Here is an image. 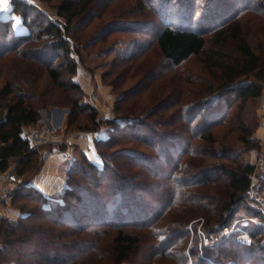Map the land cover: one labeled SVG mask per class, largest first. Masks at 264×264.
I'll return each mask as SVG.
<instances>
[{
	"label": "rangeland",
	"instance_id": "374dc122",
	"mask_svg": "<svg viewBox=\"0 0 264 264\" xmlns=\"http://www.w3.org/2000/svg\"><path fill=\"white\" fill-rule=\"evenodd\" d=\"M20 1L27 3L29 22L34 28V33L41 37H35L32 41H28L29 43L23 41L17 45V50H14L13 37L25 34L27 30L22 25L20 15L11 12V0H0V17L12 20L7 35L0 34V87L6 80L11 81L13 85L20 84V77L24 74L27 79L33 80L36 96L32 103L37 108L38 120L44 119L47 110L53 107L67 109L63 122L64 128L62 125L53 128L43 144H34L40 153L43 148L52 150L62 146L70 149L74 147L77 163L85 164L84 155L79 151V146L75 145L73 137L80 133L90 134V128L94 127V124L88 116V110L81 111L74 107V112L69 117V109L76 102L90 104L95 110L96 120L101 121L115 117L117 106L119 112L125 115L132 113L134 116H139L141 115L139 110L142 109V116H148L144 119L153 125L157 123L155 128L163 131L178 126L177 123L171 125L167 123L179 120L178 124L183 122L185 124V118L195 115V111L181 114L182 105L176 101L186 89L206 90L205 87L208 84L214 85L215 88L219 87L218 72L216 69L207 68L199 57L191 56L174 67L162 61L157 52L154 29L162 18L160 13L162 2H169L167 8L172 14L178 9L175 2L182 0H153L152 5L145 4V0H91L87 11L75 19L69 30L73 38L69 37L73 48L70 59L76 63L73 74L68 71V59H65L59 51L54 52L53 57L49 51L41 57V61L23 57L24 49L29 44L38 47L51 40V36L39 34L37 32L39 28L44 31V27L51 21L59 25L65 23V18L57 14V6L62 0ZM182 2V9L188 10L193 21L203 22L204 18L213 17L222 22L235 17L240 12L243 32L250 45L258 51L260 45L264 43V16H261L257 9L256 13L250 11L252 9L250 4L253 6L251 0H184ZM140 3L145 4L144 11L140 10ZM134 22H145L146 25L136 29L134 25H131ZM169 23L175 25L177 21L171 19ZM127 57L132 58L127 59ZM48 67H54L60 72V86L50 79L47 73ZM158 67L161 69L157 71L158 74H155L154 70ZM70 82L78 84L79 90L73 89ZM262 90H264V83H262ZM258 99L259 97L250 98L245 103H236L228 109L220 105L218 109H221L223 120L211 129L213 138L211 141L196 135L193 125L199 123L198 116L191 126L187 122L190 132L178 133L185 139L183 143L186 145L182 146L180 152L177 148L170 149L172 153L168 161L157 156L160 143L154 145L152 140L146 145L137 142L135 135H141L143 130L141 126L136 127V132L122 129L121 133L114 137L115 142L108 146H101L99 150L96 149V143H91L93 156L90 154L86 158L99 167L107 163L110 168L107 169V173H96L91 179L86 174L87 171L77 174L75 172V181L72 184L77 185L75 193L82 192L85 204L80 207L82 204H74L69 198L68 202L71 205L74 204V208L80 211L79 216L84 222L90 220L87 216L89 210L95 209V197L105 199L107 197L105 193L111 191V186L117 183L113 178L115 172L125 179L121 183L132 187L126 191L129 195L134 194L136 198L135 206L139 209L136 210L135 215L140 218V224L138 223L137 226L142 224V227H126L124 230L138 234L141 237V247L140 252L132 257L131 262L121 264H180V262L196 264L199 259H202L198 261L199 263L214 264L215 261L212 259L215 256L219 257V261L223 264H264V259H261L264 257V235L261 237L260 251H257L255 255L246 248L245 243L248 242H238L239 234L242 231L248 233L255 223L250 219L253 216L249 212L254 207L251 202L247 200L246 208L243 206L238 208L232 223V226L236 225V229L234 228L228 235L223 229L207 237L203 232L206 219L204 212L196 215V212L201 210L202 204H208L205 214L210 216L211 223L207 226H211L215 220L219 204L214 207L212 203H216L215 198L225 195L227 185V179L220 175L219 164L235 168L242 164H253L259 157L264 147V142L261 140L264 130L260 128L259 123ZM42 110L45 112L41 116ZM128 111L130 112L126 113ZM134 116H129V120H133ZM68 118H71V123H68ZM160 122L163 125H159ZM99 128H101L100 137L109 136L110 131L106 125L102 123ZM68 138L72 142L70 146L64 143ZM37 142L40 141L37 140ZM129 150L135 152V156L141 153L154 160L148 164L141 163L139 159L126 155ZM40 161H43L42 158ZM13 162L15 166V161ZM187 162L189 168L182 170ZM205 167H210L213 175L218 177L217 181L206 186L175 182L178 178H196V173H201L197 170ZM36 171V168H31L25 175L19 177L21 186ZM10 174H14L11 168L5 173H0L5 178ZM198 180H201V177H198ZM94 182L100 184L98 188L92 185ZM261 185L264 192V180ZM172 199H176L174 205L170 211H166V205L172 202ZM6 200L13 209H18L17 207L21 204H26L29 208L38 204L35 199L20 195L12 203L11 195H9L2 199L0 210ZM1 217L4 216L0 211ZM17 219L18 217L15 220ZM30 222L31 219L26 221V224ZM142 222L153 224V226L148 228L143 226ZM59 225L63 228L67 226L68 230L73 227L69 223L67 225L59 223ZM90 226L81 232L77 229L73 230L72 235L68 236L64 235L69 232L65 229L61 231L59 227L56 231V237L59 239L56 238V240L58 242L76 239L79 242L96 240L100 247L96 255L98 258L114 236L115 230L106 225ZM93 228H98V232L94 233ZM154 228H160L166 231V234L168 233L171 242L168 249L154 246V236H156L153 232ZM251 241L250 237L249 242ZM57 250L61 252L60 248Z\"/></svg>",
	"mask_w": 264,
	"mask_h": 264
},
{
	"label": "trees",
	"instance_id": "16d2710c",
	"mask_svg": "<svg viewBox=\"0 0 264 264\" xmlns=\"http://www.w3.org/2000/svg\"><path fill=\"white\" fill-rule=\"evenodd\" d=\"M182 1L175 2L178 9L172 14L168 12L169 2H162L163 6L160 9L162 18H160V22H157L154 29L156 31L154 42L157 44V52L162 61L164 60V62L174 67L191 56L199 57L207 65V68L216 69L218 82L220 83L219 87L215 88L214 85L208 84L205 87L206 90L186 89L176 101L182 105L181 114L187 113V111H195V115L185 118V124H183L184 122L178 124L180 123L179 120L171 121L167 125L177 123L178 126L163 131H158L155 128L157 123L153 125L145 120L148 116H142V109L139 110V113H141L139 116H134V114L129 113L130 111L126 113L131 115H125L123 112H119L117 106L115 117L101 121L96 120L95 110L90 104L76 102L69 109V117L73 114L74 107L81 111L88 110V116L94 124L90 131L98 130L102 123L110 131L109 136L100 137L95 142L96 149L99 150L101 146H108L115 142L114 137L120 134L122 129L126 128L136 132V127L141 126L143 129L141 135H135L137 142H142L145 145L150 140L154 142V145L160 143L157 156L168 161L172 153L170 149L177 148L180 152L182 146L186 145V143H183L185 139L178 133L190 132L187 122L191 126L198 116L199 123L193 125L196 135L204 140L211 141L213 139L211 129L223 120L221 109H218L220 105H224L225 109H228L236 103L243 104L250 98L260 96L262 83H264V43L260 45L258 51L250 45L247 36L243 32L241 13L238 12L235 17L222 22L213 17L204 18L203 22L193 21L188 10L182 9ZM251 1L253 6L250 4L252 7L250 11L256 13L257 9L260 15L264 16V0ZM151 2L153 0L144 1L145 4L152 5ZM90 3L91 0H62L57 6V14L65 18V23L59 25L51 21L44 27V31L39 28L37 32L51 36V40L38 47L29 44L24 49L23 57L41 61V57L49 51L52 53V57L55 55L54 52L59 51L65 59H68L67 68L70 74L75 73L76 63L70 59L73 48L69 41V37H71L69 30L75 19H78L79 15L87 11ZM144 3H140L139 6L142 11L145 10ZM11 6V12L20 15L22 25L27 30L25 34L13 37L12 47L17 50L18 44L23 41L30 42V40L41 37V35L34 33V28L29 22L27 3L20 0H11ZM162 19H164V22H162ZM171 19H176L177 24L171 25L169 23ZM11 23V18L0 17V34L7 35ZM131 25L139 29L144 27L146 23L134 22ZM131 58L127 57V59ZM160 69V67L156 68L154 73L158 74L157 71ZM162 72L165 71L162 70ZM47 73L54 84L61 85V74L56 68L48 67ZM70 85L73 89L79 90L78 84L70 82ZM35 96L33 80L27 79L24 74L20 77V84L13 85L11 81L6 80L0 87V172L8 171L11 163L15 161L12 170L15 176L21 177L31 168L38 170L41 164L38 148L23 134L24 127L35 124L39 118L37 108L32 103ZM129 116H134L133 120L130 121ZM68 123H71V118H68ZM159 125H163L162 122ZM190 151H192V147H190ZM128 152L126 154L128 157L137 158L144 164L151 163L154 160L141 153L135 156V152L130 150ZM83 160L85 164L80 165L75 162L68 168L66 188L61 200H49L43 197L36 188L27 185L26 182L12 192V203L20 195L29 199L33 198L38 204L32 208H29L26 204L19 205L17 208L22 215L17 220H10L7 217L0 218V264H101L102 262V264H121L131 262L132 257L140 252L141 237L138 234L124 230L126 227H142V224L137 226L140 218L135 215L136 210L139 208L135 206L136 198L134 194L129 195L126 191L130 188V185L126 186L121 183L125 179H122L123 177L116 172L113 178L117 183L111 186V191L105 193L107 197L105 199L95 197V209L89 210V213H87L90 220L84 222L81 220L78 213L80 211L74 208V204L79 203L82 204L80 207H83L85 203L82 192L75 193L77 185L72 184L75 181L74 173L87 171L86 174L91 179L94 174L107 173V169L110 168L107 163L99 167L94 162L89 161L86 156L83 157ZM219 166L220 175L227 179V185L224 191L225 195L215 198L216 203H212L214 207L219 204L215 220L211 226H207L211 223L210 216L205 214L208 204H202L200 206L201 210L197 211L196 215L204 212L203 215L206 219L203 232L207 237H210V235L221 232L223 229L231 228L235 220L234 214L238 208L240 206L246 208L247 200L251 202L254 207L249 213L253 216L252 218L259 219L261 223L255 222L253 224V228L248 232L252 241L245 243V246L255 255L257 251H260L261 237L264 235L262 234L264 233V215L261 214L259 207L249 199L247 194L250 183L248 175L254 170V166L253 164H242L235 168H228L221 164ZM187 168H189L188 162L182 170ZM197 171L201 173H196V178H178L175 182L178 184H205L206 186L218 180V177L210 171V167ZM198 177H201V180H198ZM92 185L98 188L100 184L94 182ZM179 192H181V188H179ZM68 198L72 200L73 205L68 202ZM175 200L172 199V202L166 205V211L171 210ZM30 219L31 222L26 224V221ZM59 223H64V225L69 223L74 229L71 227V230H68L67 226L63 228ZM142 223L143 226L148 228L153 226V224H147V222ZM90 225H106L108 228L115 230L114 236L98 258H96V255L99 253L100 247H98L96 240L91 242H79L77 239L67 242L56 240V231L59 227H61V231L67 230L69 233H65L64 236H68L72 235L73 230L85 231ZM103 231L105 232V230ZM93 232L97 233L98 228H93ZM153 232L156 235L154 236V246L164 250L168 249L171 244L168 233L166 234V231L160 228L155 229ZM59 248L61 252L57 250ZM218 258L215 256L212 259V261H215L214 264H223ZM261 259H264V257ZM198 261L200 262L202 259ZM198 261L196 264H202ZM180 264L183 263L180 262Z\"/></svg>",
	"mask_w": 264,
	"mask_h": 264
},
{
	"label": "crops",
	"instance_id": "0c3cea01",
	"mask_svg": "<svg viewBox=\"0 0 264 264\" xmlns=\"http://www.w3.org/2000/svg\"><path fill=\"white\" fill-rule=\"evenodd\" d=\"M44 112L45 111L43 110L42 112L40 111V115H44ZM65 114L66 112L60 114L57 109L51 108L45 113L44 119L38 120L40 123L24 127L23 134L33 144H43V141L48 137L53 128L61 125L63 127ZM42 120L44 122H41ZM73 138L76 143L75 145L79 146V151L84 156L88 157L90 154L93 156L90 134L80 133ZM37 140L40 142H37ZM73 148L74 147H71L70 149L64 146L61 148L56 147L52 150H46L43 148L40 153V158H42L43 161L38 170L26 180V184L36 188L40 195L49 200H61L66 188L67 170L70 165L78 161ZM13 167L14 162H12L10 168L12 169ZM0 211L2 216L13 220L22 215L19 209L10 208L8 200L2 204Z\"/></svg>",
	"mask_w": 264,
	"mask_h": 264
},
{
	"label": "built area",
	"instance_id": "2783aa9c",
	"mask_svg": "<svg viewBox=\"0 0 264 264\" xmlns=\"http://www.w3.org/2000/svg\"><path fill=\"white\" fill-rule=\"evenodd\" d=\"M257 110L259 114V119H260V128L264 130V90H262L258 103H257ZM101 135V128H99L96 131H91L90 136H91V141L92 144H94ZM262 142H264V132H262L261 136ZM66 146L71 145V140L68 138L66 141H64ZM254 170L248 175L250 179V183L248 186L247 194L249 199L255 203L258 207L259 210L261 211V214L264 215V192H262V180H264V147H262L261 153L257 160L253 162ZM7 180V181H5ZM21 180L18 176H15L14 174H10L5 178L4 175H0V203L2 199L8 197L11 195L13 190L19 186L22 185L20 183ZM252 221L261 223L259 219L257 218H250ZM236 225H233L229 229H225L226 234L228 235L230 232L234 230ZM236 229V228H235ZM250 240V235L246 232H243L239 234L238 241L241 243L244 242H249Z\"/></svg>",
	"mask_w": 264,
	"mask_h": 264
},
{
	"label": "water",
	"instance_id": "95a60500",
	"mask_svg": "<svg viewBox=\"0 0 264 264\" xmlns=\"http://www.w3.org/2000/svg\"><path fill=\"white\" fill-rule=\"evenodd\" d=\"M54 109H57L60 114H63L65 111H67V109H63V108H56V107H53Z\"/></svg>",
	"mask_w": 264,
	"mask_h": 264
}]
</instances>
